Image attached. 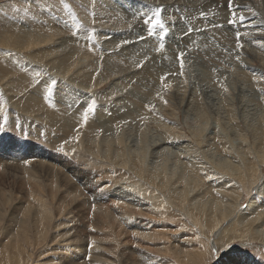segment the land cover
<instances>
[{
    "label": "rangeland",
    "instance_id": "rangeland-1",
    "mask_svg": "<svg viewBox=\"0 0 264 264\" xmlns=\"http://www.w3.org/2000/svg\"><path fill=\"white\" fill-rule=\"evenodd\" d=\"M232 4L0 0V264H264V0Z\"/></svg>",
    "mask_w": 264,
    "mask_h": 264
},
{
    "label": "snow or ice",
    "instance_id": "snow-or-ice-1",
    "mask_svg": "<svg viewBox=\"0 0 264 264\" xmlns=\"http://www.w3.org/2000/svg\"><path fill=\"white\" fill-rule=\"evenodd\" d=\"M228 8H229V12H230V18H229V20H228V23H229V24H235V23L237 22V19H239V21L242 23L243 20H244V17H243V16H239V17H237L235 11L233 10L232 0H229ZM161 12H162V10H157V11H155V13H154V16H155V23H154L153 27L147 29V32H148V35H149V36H152V35L155 34V32H154L155 26H159L161 29H164L165 26H164V24L161 22V19H160V17H161ZM151 19H152V18L149 17L148 20H145V21H144V24H145V25H148V24L151 22ZM93 35H94V30H93V34L90 35V36L88 37V39L91 40V39L93 38ZM163 38H164V37H161V39H163ZM236 40H237V49L242 48L243 45H242L241 43H239V41H240V34H239V33H237V35H236ZM164 47H165V46H164L163 44L160 45V48H161V49H163ZM93 50H94V49H93L92 47H89V51H93ZM226 51H227V50H226ZM185 55H186L185 52H179L178 55H177V60L179 61V67H180V73H179L180 75H183V69H184V56H185ZM237 58H239V57H237ZM167 75H168V74H165V76L161 77V82H162V83H163V81H164L165 79H167ZM55 83H56V81L53 80V81H52V85L54 86ZM225 91H227L226 88H225ZM48 92H49V94L52 93V87H49ZM159 98H160L161 100H163V97H162V96H160ZM163 102H164L165 104H167V101H166V100H163ZM95 107H96V102H95V100H93V101L88 105L86 111L83 113V119H84V122H85V123H86L87 120H88V116H89V114L94 112ZM149 107H150V110H151V107H154V106H149Z\"/></svg>",
    "mask_w": 264,
    "mask_h": 264
},
{
    "label": "bare ground",
    "instance_id": "bare-ground-1",
    "mask_svg": "<svg viewBox=\"0 0 264 264\" xmlns=\"http://www.w3.org/2000/svg\"><path fill=\"white\" fill-rule=\"evenodd\" d=\"M187 1H188V0H187ZM179 10H180V9H179ZM192 37H193V36H192ZM223 39H224V38H223ZM197 40L199 41V39H197ZM192 41H193V40H192ZM193 44H194V43H193ZM218 98H219V97H218ZM217 113H218V112H217ZM85 184H86V183H85ZM254 220H255V219H254ZM254 220H253V221H254ZM251 221H252V220H251ZM255 221H256V220H255ZM256 222H257V221H256ZM252 223H253V222H252ZM263 232H264V231H263ZM261 233H262V232H261ZM254 234H255V233H254ZM258 234H259V232H258ZM258 234L256 235V237H257V236L259 237V235H258ZM262 234H264V233H262ZM74 241H75V240H74ZM262 242L264 243V241H263V240H262ZM78 264H79V263H78ZM245 264H246V263H245Z\"/></svg>",
    "mask_w": 264,
    "mask_h": 264
}]
</instances>
